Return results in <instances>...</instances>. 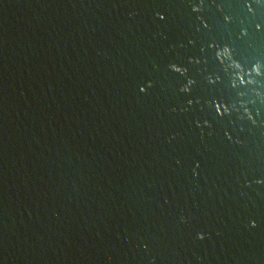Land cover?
Listing matches in <instances>:
<instances>
[{
	"label": "water",
	"instance_id": "water-1",
	"mask_svg": "<svg viewBox=\"0 0 264 264\" xmlns=\"http://www.w3.org/2000/svg\"><path fill=\"white\" fill-rule=\"evenodd\" d=\"M0 264H264V0H0Z\"/></svg>",
	"mask_w": 264,
	"mask_h": 264
}]
</instances>
